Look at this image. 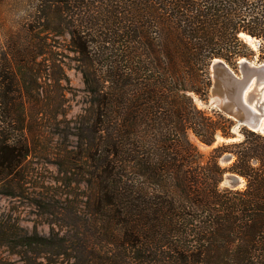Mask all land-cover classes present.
<instances>
[{
    "label": "trees",
    "instance_id": "16d2710c",
    "mask_svg": "<svg viewBox=\"0 0 264 264\" xmlns=\"http://www.w3.org/2000/svg\"><path fill=\"white\" fill-rule=\"evenodd\" d=\"M243 33L264 60V0H0V195L34 186L40 128L64 108V51L90 97L72 156L57 161L87 185L86 209L56 238L0 222V252L25 264H264V135L243 128L209 154L192 139L234 137V121L195 98L209 99L215 59L238 69L256 55ZM228 173L245 187L223 188Z\"/></svg>",
    "mask_w": 264,
    "mask_h": 264
},
{
    "label": "rangeland",
    "instance_id": "374dc122",
    "mask_svg": "<svg viewBox=\"0 0 264 264\" xmlns=\"http://www.w3.org/2000/svg\"><path fill=\"white\" fill-rule=\"evenodd\" d=\"M243 38L255 51L256 55L252 59L241 58L239 63L242 59H248L257 64L264 63V60L260 59V43L253 38L251 40H247L246 37ZM64 52L63 65L69 79V81L63 82L66 88L64 108L61 110V114L57 113V120H46L44 121L45 126L42 125L40 128L44 133L40 136V143L37 146V157L33 159L34 173L31 174L34 186L29 187L27 198L0 195V222L9 225L16 233L24 236L26 234H37L43 237L52 236L56 238L58 234H63L71 229L74 222V214H70L71 212L86 209L85 202L87 198L85 193L88 190L87 185L85 182H76L75 177L72 176L73 174L61 172L60 166L57 165L59 159L65 162L72 156L70 151L76 144V140L71 134L73 133V126L81 114H86V110L90 107V97L86 91L82 74L76 69L73 54L69 51ZM239 67L238 69L231 68L238 72ZM210 96L211 89L207 101L210 100ZM195 99L199 108L209 111L217 109L208 107L206 105L207 101H203L198 97ZM53 123L57 124V133H60V135L51 134L53 131L51 124ZM242 129L236 128L234 122L232 129L234 137L226 139L219 136L214 147L200 144L194 136H192V139L205 154H209L212 149L224 142L243 140ZM53 151L55 154H52ZM231 163L232 160L229 159L228 155L221 159V164L224 167H228ZM67 175L68 177H66ZM221 186L223 188L227 187L224 180ZM244 187L245 180L238 189ZM0 260L6 264H25L20 256L9 252L7 249L0 252ZM37 261L46 263V260L42 259Z\"/></svg>",
    "mask_w": 264,
    "mask_h": 264
},
{
    "label": "water",
    "instance_id": "95a60500",
    "mask_svg": "<svg viewBox=\"0 0 264 264\" xmlns=\"http://www.w3.org/2000/svg\"><path fill=\"white\" fill-rule=\"evenodd\" d=\"M241 36L248 35L243 33ZM239 64L237 72L224 60H214L211 96L206 105L231 118L236 128H248L264 135V63L242 59ZM224 183L228 188L238 189L244 179L228 173Z\"/></svg>",
    "mask_w": 264,
    "mask_h": 264
},
{
    "label": "bare ground",
    "instance_id": "6f19581e",
    "mask_svg": "<svg viewBox=\"0 0 264 264\" xmlns=\"http://www.w3.org/2000/svg\"><path fill=\"white\" fill-rule=\"evenodd\" d=\"M246 39H247V40H251V38H250V37H248V36H246Z\"/></svg>",
    "mask_w": 264,
    "mask_h": 264
}]
</instances>
